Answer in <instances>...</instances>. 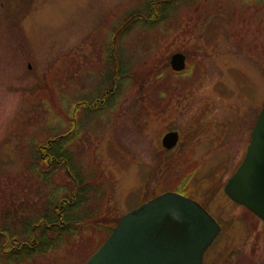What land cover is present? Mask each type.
<instances>
[{"label": "rangeland", "instance_id": "obj_1", "mask_svg": "<svg viewBox=\"0 0 264 264\" xmlns=\"http://www.w3.org/2000/svg\"><path fill=\"white\" fill-rule=\"evenodd\" d=\"M147 1L0 0V221L15 227L35 218L49 193L54 201L76 196L73 188L83 193V228L21 264H83L106 235L102 226L91 227L95 221L110 225L181 186L222 227L203 264H264V223L223 191L264 104V0L165 4L161 13L175 22L148 30V57L133 54L137 29L115 51L122 68H151L146 82L161 74L154 84L167 92L160 98L149 83L122 78L109 108H95L90 98L113 85L114 26ZM174 52L186 56V68L175 74L164 66ZM73 118L81 131L70 138L68 156L78 187L66 165L51 172L43 155L53 133H68ZM172 130L179 138L166 150L161 138Z\"/></svg>", "mask_w": 264, "mask_h": 264}, {"label": "water", "instance_id": "obj_2", "mask_svg": "<svg viewBox=\"0 0 264 264\" xmlns=\"http://www.w3.org/2000/svg\"><path fill=\"white\" fill-rule=\"evenodd\" d=\"M169 64L174 71L183 70L185 54L174 52ZM178 138L177 131H167L161 144L171 149ZM223 190L264 222V105ZM219 231L217 221L197 200L164 191L121 215L83 264H203L204 252Z\"/></svg>", "mask_w": 264, "mask_h": 264}, {"label": "trees", "instance_id": "obj_3", "mask_svg": "<svg viewBox=\"0 0 264 264\" xmlns=\"http://www.w3.org/2000/svg\"><path fill=\"white\" fill-rule=\"evenodd\" d=\"M172 1L173 0H159L156 2H152V0H148L144 7L131 11L125 18H123L117 25L114 26V42L112 43L114 48V55L112 56V54H110L109 56L110 62L112 63L111 71H109V74L112 73L110 76L112 77L113 85H110V88L104 90V92H102L101 94L93 95L90 98V103H93L92 106H95V108L99 107L102 110L108 109L109 100L116 96L118 93L117 88H113V86L117 87L119 80H121L122 78H127L129 81L131 80L132 83L135 82V84L139 83L140 86L149 83L146 82V79H148L151 68H134L131 67V65H128L126 68H122L119 63V57L116 55L115 49L118 44L126 45L125 41L126 39L129 40L130 33L133 30L137 29L141 30V33L135 32L134 36L137 45L133 46V54H135L139 58L148 57L150 54V40L148 42L147 39H150L147 33L148 30L155 27H172L175 22V15H171L170 13H161V10L164 11L165 8H167L165 4L169 5ZM179 1L184 2L183 0ZM195 1L196 0H192V2ZM208 19L210 20L209 15L206 16L205 21H208ZM142 44H146L147 48H144ZM164 66L166 70L168 69V71L174 74L178 73L174 72L166 63H164ZM160 76L161 74H156L151 81L153 83L150 82L148 86H150L153 91L156 90L155 93H161L160 98H162L163 92L166 93L168 87L166 89L164 87L165 84H160L162 87L161 89L157 86V82L154 84L155 81L160 80ZM107 78L105 82L111 84V81ZM142 93L143 92H139L138 94L140 95ZM104 94H110L111 97L107 98L108 95L105 97ZM143 95H145L146 99L150 101L152 96L150 92L146 91L143 93ZM83 101V98L79 100V102L77 101L74 109H77ZM99 102L101 104H99ZM85 109V111L87 112L90 110L89 107H85ZM94 112H96V110L93 109V111L89 113L92 114ZM78 124L79 121L73 118V120H71L70 122L71 128L68 130V133H59L58 131H55V134L53 133V135L51 136L52 138H50L49 140L50 143L47 142L46 145H44L46 146V148H44L43 146V155H45V158H48V161L50 162L47 164L49 170L51 172H55L61 169L63 166L65 167L66 165L67 173L72 176L73 181H76L77 187L80 184V179L75 176V167L71 165L69 157L73 156V154L71 153L73 147L71 146L72 143H70V141H72L71 139L73 138L72 136H75L76 132L81 131V129L78 127ZM93 124L94 122L92 123V125ZM68 154L70 156H68ZM188 177L189 173H186L183 175V179L180 181L184 182ZM186 183L188 184V182ZM181 187H184L181 189V193L188 194L186 186ZM73 190L76 196L72 195V198H60L58 201H54V196H51V194L49 193L47 195L45 205L43 206L45 210L43 212H36L35 218H28L29 221L23 220L21 224H17L18 226L13 227L11 224L7 225L5 221H0V264H21L23 261H32L36 260L39 257H43L45 254H48L59 248L61 239L64 235L69 234L70 232H72V230H75V228H83V225H81L79 221L81 217H79L78 214V210H80V204H82L81 202L83 193L81 191V188L80 190L77 188L76 192V188H73ZM149 198H147L146 200H148ZM82 213L84 217L90 215V213L84 211ZM91 221L92 220H90V222ZM117 221L118 220L114 221L110 225H101L98 221H95L93 223L94 225H91V227L102 226V229L106 233L104 239L102 240L103 242L105 238L110 234ZM79 225L81 226L79 227ZM102 242L99 244V246L102 244Z\"/></svg>", "mask_w": 264, "mask_h": 264}, {"label": "flooded vegetation", "instance_id": "obj_4", "mask_svg": "<svg viewBox=\"0 0 264 264\" xmlns=\"http://www.w3.org/2000/svg\"><path fill=\"white\" fill-rule=\"evenodd\" d=\"M47 142H48V143H50V141H49V140H48ZM44 148H46V146H44Z\"/></svg>", "mask_w": 264, "mask_h": 264}, {"label": "bare ground", "instance_id": "obj_5", "mask_svg": "<svg viewBox=\"0 0 264 264\" xmlns=\"http://www.w3.org/2000/svg\"><path fill=\"white\" fill-rule=\"evenodd\" d=\"M215 239H216V238H215ZM215 239H214V240H215Z\"/></svg>", "mask_w": 264, "mask_h": 264}]
</instances>
